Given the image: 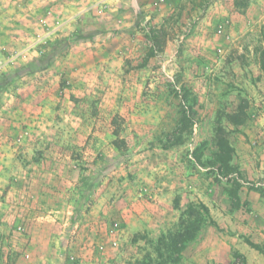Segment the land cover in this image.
<instances>
[{
    "label": "rangeland",
    "instance_id": "374dc122",
    "mask_svg": "<svg viewBox=\"0 0 264 264\" xmlns=\"http://www.w3.org/2000/svg\"><path fill=\"white\" fill-rule=\"evenodd\" d=\"M250 2L189 0L154 23L139 14L122 35L110 6L93 0L70 38L13 63L10 87L34 75L48 93L30 112H52L28 149L29 130L13 140L0 264H161L160 238L200 202L217 224L177 264H264V20L251 23ZM223 139L231 170L218 162Z\"/></svg>",
    "mask_w": 264,
    "mask_h": 264
},
{
    "label": "crops",
    "instance_id": "0c3cea01",
    "mask_svg": "<svg viewBox=\"0 0 264 264\" xmlns=\"http://www.w3.org/2000/svg\"><path fill=\"white\" fill-rule=\"evenodd\" d=\"M98 1H103L106 7L110 6L108 12L116 15L122 35L130 33L128 29L135 23L139 14L151 19L154 23L168 17L173 11L182 12L184 9V12H187L189 9V0H166L163 3H159V0ZM0 5V84L3 83L0 86L1 185L4 179L12 176L10 167L14 160L13 140L15 136L22 135L24 130H29L30 136H24L22 139L24 148L28 149V146L35 142L34 138H37V134L46 127L47 118L44 116L52 112L49 106L43 105H36L35 109L30 112V100L37 96L45 99L48 91H45L44 96L38 95L41 91L34 90L35 86L32 81L34 75H21V82L26 83L22 88L14 91L10 86L17 77L10 73V67L16 60L29 63L40 56V50L44 49L43 44L48 43L49 40L70 38V35L80 25L79 18L86 16L91 10L93 0H0ZM130 13H132L131 18ZM246 13L250 16L251 23L257 22L258 19L264 20V0H251ZM98 42L94 43L97 49L95 48V51L90 53L92 57L94 52L96 56L102 54V51L98 49L99 46L102 49L103 43L101 41L99 45ZM72 56L73 53H70L68 58ZM58 69L56 64L39 69L37 74L41 80L38 81L45 83L50 75L46 74L42 77L41 73L45 74L47 71ZM50 97L54 99L56 95L51 94ZM53 110L55 111V108ZM26 168L24 167V174L21 175L23 178L29 177V170ZM42 172L38 169V173L36 171L35 174L40 176Z\"/></svg>",
    "mask_w": 264,
    "mask_h": 264
},
{
    "label": "trees",
    "instance_id": "16d2710c",
    "mask_svg": "<svg viewBox=\"0 0 264 264\" xmlns=\"http://www.w3.org/2000/svg\"><path fill=\"white\" fill-rule=\"evenodd\" d=\"M48 63V62H47ZM38 66H35L33 69H37ZM42 68V66H41ZM262 68L264 70V60L262 61ZM0 84V86H2ZM220 150L224 151L227 155L222 157V155H218V162H220V168H224L226 170H231V166L229 165V161L226 159L231 156L232 148L230 147L227 140L223 139L220 144ZM198 205V209L195 208V204H190L186 207L183 216H187L186 220H182L180 225H182V229L180 228L176 232H168L163 235L156 247V251L158 253V257L161 261V264H177L181 259V255L188 243L194 240L198 234V232L202 229V227L207 223L217 224L214 219H212L209 208L202 202ZM250 244L254 247H258L254 243L250 242Z\"/></svg>",
    "mask_w": 264,
    "mask_h": 264
}]
</instances>
